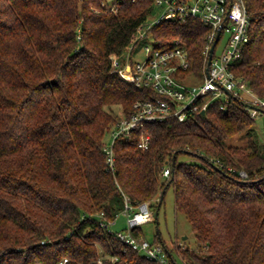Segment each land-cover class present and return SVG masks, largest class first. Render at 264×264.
I'll return each mask as SVG.
<instances>
[{"label": "trees", "instance_id": "trees-1", "mask_svg": "<svg viewBox=\"0 0 264 264\" xmlns=\"http://www.w3.org/2000/svg\"><path fill=\"white\" fill-rule=\"evenodd\" d=\"M153 2L0 0V264H157L124 250L103 223L123 211L125 194L155 213L170 186L196 246L176 251L156 232L169 264H179L174 250L184 264H264V146L248 99L231 96L221 108L216 98L205 112L147 122L115 140L108 167L112 126L138 99L159 96L112 65ZM246 4L250 38L233 69L264 97V0ZM209 30L190 16L161 19L148 33L157 47L181 39L199 71ZM241 134L245 144H226Z\"/></svg>", "mask_w": 264, "mask_h": 264}, {"label": "built area", "instance_id": "built-area-1", "mask_svg": "<svg viewBox=\"0 0 264 264\" xmlns=\"http://www.w3.org/2000/svg\"><path fill=\"white\" fill-rule=\"evenodd\" d=\"M153 4V12L137 26L134 39L122 55L114 59L112 65L114 70L129 75L136 86L151 88L159 96L138 99L133 104L131 114L120 118L112 126L110 139L103 146L106 162L112 170L115 166V140L119 136H129L133 130L143 129L147 122L164 120L170 116L182 120L188 114L205 112L216 98L223 100L220 107L225 108L231 96L248 99V109L253 118L264 113V97L257 95L247 80L233 69L250 38L251 22L246 0H154ZM156 8L159 13L155 11ZM154 12L155 19L151 18ZM190 16L198 17L210 28L203 50L204 66L199 71L191 68L187 46L181 39L176 38L165 47H157L155 40L145 42L150 36V28L159 20L174 19L184 23ZM126 49L129 51L126 52ZM141 55L142 58H135ZM200 71L204 73L203 82L192 84L189 76L198 75ZM149 139L150 134L142 132L139 146L147 148ZM169 174L170 168L165 167L162 176ZM242 174L245 175L244 172ZM124 203L122 213L126 217L125 228H109L116 218L104 222V226L124 242V250H135L157 264H169L166 247L145 239L136 231L142 223L154 218L150 203L142 201L134 204L126 194ZM65 261L67 258L60 263ZM98 262L102 263V259L99 258Z\"/></svg>", "mask_w": 264, "mask_h": 264}, {"label": "rangeland", "instance_id": "rangeland-1", "mask_svg": "<svg viewBox=\"0 0 264 264\" xmlns=\"http://www.w3.org/2000/svg\"><path fill=\"white\" fill-rule=\"evenodd\" d=\"M158 13L160 12L157 8L155 9ZM156 15L154 12L151 16L153 18ZM155 19V18H153ZM154 39L149 36L146 39V43L153 42ZM144 42V43H145ZM143 43V44H144ZM129 49H126L128 52ZM135 58H142L136 56ZM203 71L198 75L189 76L190 82L192 84H201L203 82ZM118 111V110H117ZM264 113H261L255 117L254 132L257 134L258 141L260 145L264 146ZM106 141L110 139V134H107L105 137ZM245 135H238L236 137L230 138L226 141V144H245L246 143ZM155 216V213H154ZM126 217L120 212L116 217V222L112 225H109L110 229L121 230L125 228ZM140 233L142 237L148 239L151 242L155 240L156 232H159L161 239L166 243L168 248H174L177 251L178 246H190V248L196 246V237L194 230L187 219L184 212L177 210L175 207V195L173 187L170 186L165 193V199L162 206L159 209L157 218L146 221L140 226ZM165 247V246H164ZM175 250L172 255L179 264H184L181 257Z\"/></svg>", "mask_w": 264, "mask_h": 264}, {"label": "water", "instance_id": "water-1", "mask_svg": "<svg viewBox=\"0 0 264 264\" xmlns=\"http://www.w3.org/2000/svg\"><path fill=\"white\" fill-rule=\"evenodd\" d=\"M219 34H220V30H218V35L217 36H219ZM213 49H214V46H212V48H211V51H213ZM204 112V111H203ZM162 197H163V193L161 194V197H160V199H159V202H158V204H157V208H156V210H155V217L157 218V216H158V213H159V209H160V206H161V203H162ZM167 249V248H166ZM168 251V250H167ZM168 253H169V256H171V253L168 251Z\"/></svg>", "mask_w": 264, "mask_h": 264}]
</instances>
